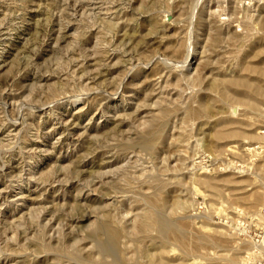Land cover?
<instances>
[{
  "label": "rangeland",
  "instance_id": "rangeland-1",
  "mask_svg": "<svg viewBox=\"0 0 264 264\" xmlns=\"http://www.w3.org/2000/svg\"><path fill=\"white\" fill-rule=\"evenodd\" d=\"M0 264H264V0H0Z\"/></svg>",
  "mask_w": 264,
  "mask_h": 264
}]
</instances>
